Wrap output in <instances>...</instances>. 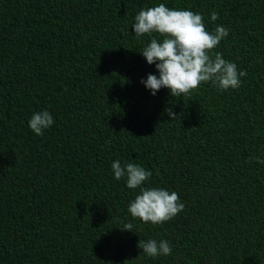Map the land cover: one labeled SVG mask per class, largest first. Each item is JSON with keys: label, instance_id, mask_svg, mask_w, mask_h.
Wrapping results in <instances>:
<instances>
[{"label": "trees", "instance_id": "trees-1", "mask_svg": "<svg viewBox=\"0 0 264 264\" xmlns=\"http://www.w3.org/2000/svg\"><path fill=\"white\" fill-rule=\"evenodd\" d=\"M159 3L229 30L213 55L247 73L238 89L152 95L141 81L159 72L140 51L163 37L132 26ZM44 110L55 123L37 136L28 121ZM254 157L264 159V0H0V264H264ZM117 159L150 170L143 186L177 192L184 210L162 224L133 218L140 189L115 179ZM141 239H166L172 253L149 257Z\"/></svg>", "mask_w": 264, "mask_h": 264}, {"label": "clouds", "instance_id": "clouds-1", "mask_svg": "<svg viewBox=\"0 0 264 264\" xmlns=\"http://www.w3.org/2000/svg\"><path fill=\"white\" fill-rule=\"evenodd\" d=\"M210 15L213 22L219 18L218 12L213 11ZM134 20L132 28L137 37L152 33L163 37L162 41L151 38L150 43L140 51L148 64L155 65L159 72V76L149 73L147 79L141 81L153 96L161 88H167L173 97H185L208 82L221 91L241 86V77L247 73L238 70L234 62L224 59L222 53L213 55V50L229 35L226 27L220 25L214 31H208L201 13L169 8L164 3L141 9ZM165 112L171 120L177 117L171 108H166ZM54 123L47 110L34 113L28 121L37 136H42L44 130ZM253 159L264 164V159ZM111 168L115 179L126 178L129 189H140L128 206L133 218H139L144 223L162 224L184 210L185 205L177 192L143 186L153 175L150 170L133 163L122 165L119 159L112 162ZM132 228L133 225L128 223L122 230L132 231ZM137 246L152 258L172 253V246L166 239H141Z\"/></svg>", "mask_w": 264, "mask_h": 264}]
</instances>
